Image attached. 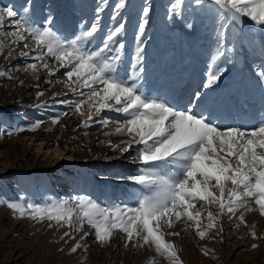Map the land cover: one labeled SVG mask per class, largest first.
I'll return each instance as SVG.
<instances>
[{"label": "rangeland", "instance_id": "374dc122", "mask_svg": "<svg viewBox=\"0 0 264 264\" xmlns=\"http://www.w3.org/2000/svg\"><path fill=\"white\" fill-rule=\"evenodd\" d=\"M115 2L109 0L102 14V26L113 23L111 15ZM173 2L126 0V7L116 21L126 25L120 37L125 43L121 69L131 72V57L137 43H141L143 72L140 83L149 95L159 96L177 110H184L189 106V99L199 91L210 100L212 113L222 117L229 126L255 122L257 115L263 117L264 82L259 72L264 70V28L248 18H243L239 24L228 21L223 45L232 51L213 60L218 47L217 26L207 0H204V8L196 0H182V14L175 17L168 12ZM9 5L16 10L27 7L33 19L39 22L46 19L49 8H54L55 27L63 36L73 38L83 24H90L94 19L97 0H0V6ZM144 6H150L151 11L141 34L142 40L138 41ZM10 22L6 18L0 29V40L6 44L0 50V70L7 73L0 76V139L9 141L2 147L0 159V174H7L0 178V199L24 196L27 200L43 202L48 198L69 199L83 195L101 205L131 204L138 186L123 177L134 174L140 167L133 159L137 146L133 145L125 153L113 149L112 145L127 140L124 135L104 136L105 132L114 130L115 123L108 127L96 122L84 124V116L76 114L67 103H61L80 99V90L72 92L62 82L64 69L52 76L42 69L25 71L26 65L33 61L20 56V51L29 50L23 48L22 43H7L14 39L3 35L14 31ZM103 34L102 31L97 41ZM28 43L31 48L33 42L29 40ZM17 48L9 55L11 49ZM47 59L51 63V58ZM12 61L17 64L16 69L8 71ZM218 69H224L220 79L205 88L209 72ZM27 78L35 84V94L28 101L30 110L21 119L22 115L15 117V111L22 108L13 102L12 96ZM124 78L127 79V75ZM83 110L87 112L86 104ZM238 111L240 120L236 123L233 116ZM58 115L59 122L53 124L52 119ZM105 116L123 122L122 114L114 111L101 113V117ZM101 117L94 116L93 121ZM37 120L41 121L40 126L34 131L27 130ZM17 127L25 128L26 133L13 132ZM55 148L60 150L57 155L53 152ZM10 177L15 178L16 186L9 184ZM200 207L198 203L197 208ZM209 210L214 214L218 211L215 206ZM249 212L238 207L235 218L243 213V222H253L264 231V217L253 218ZM229 218L227 213L221 215L216 228L210 229L203 239L196 235L189 222L181 220L166 229L179 235H166L165 239L175 245L182 264H242L245 261L264 264V239L257 238L260 234L254 228L255 238L249 235L251 231L247 236V232L238 234L243 227L241 221L228 223ZM48 223L47 220L14 216L6 204H0V264H169L150 245L133 248L135 240L126 245L125 234L119 231L101 244L95 238L94 229L87 224L76 232L67 225L55 223L49 228ZM66 231L70 232L69 237L63 235ZM85 232L89 235L80 242L75 253L71 252ZM252 244L257 247L252 248Z\"/></svg>", "mask_w": 264, "mask_h": 264}, {"label": "snow or ice", "instance_id": "6c2138e0", "mask_svg": "<svg viewBox=\"0 0 264 264\" xmlns=\"http://www.w3.org/2000/svg\"><path fill=\"white\" fill-rule=\"evenodd\" d=\"M196 2L202 8L206 7L204 0ZM207 2L217 26L218 47L213 60L232 51L223 45L228 21L239 24L243 18H248L264 28V0ZM181 3L182 0H174L168 9L169 15L180 16ZM108 5L109 0H97L94 19L90 24H83L73 38L63 36L55 27L54 8H49L46 19L39 22L33 19L27 7L16 10L12 5L0 6V29L7 18L14 29L3 33L6 37H14L7 43H22L23 48L29 49L19 53L33 61L26 65L25 71L42 69L52 76L64 69L65 80L62 82L72 92L80 90V99L61 103H67L76 114L84 116L82 123L96 122L104 127L115 123L114 130L105 132L104 136L127 135L128 139L112 145L113 149L125 153L133 145L137 146L133 159L140 167L134 174L123 177L138 186L136 196L131 204L101 205L83 195L69 199L48 198L43 202L18 196L11 200L0 199V204H6L14 216L47 220L49 228L55 223L79 232L87 224L94 229L95 238L101 244L119 231L125 234L126 245L133 240L136 241L133 248L150 245L169 264H182L175 245L165 239L166 235H179L166 231L176 222H189L196 235L203 239L210 229L216 228L221 215L231 216L249 201L254 202L255 210L264 216V117L254 123L229 126L213 115L210 100L199 91L189 99V106L184 110H177L159 96L146 93L140 83L143 44L136 45L130 62L131 72L121 69L125 43L120 37L126 25L116 21L126 7V0H116L111 15L113 23L102 26V14ZM150 11V6L142 8L138 41L142 40ZM102 31L104 34L97 41ZM29 40L33 42L31 48ZM5 46V41L0 40V50ZM17 50L11 49L9 55ZM47 58H51V63ZM223 71L209 72L205 88L216 84ZM6 74L0 70V76ZM259 77L264 82V70L259 72ZM85 104L86 113L83 110ZM112 111L122 114L123 122L101 117V113ZM94 116L101 118L93 121ZM51 122L58 123L59 115ZM40 123L35 121L27 130L34 131ZM24 130L17 127L13 132ZM198 203L202 207L197 208ZM213 206L218 209L216 214L209 210ZM252 210L245 207V211ZM238 219L243 222V213ZM63 235L69 237L70 232ZM88 235L85 232L70 251L75 253ZM249 235L256 237L254 231Z\"/></svg>", "mask_w": 264, "mask_h": 264}, {"label": "bare ground", "instance_id": "6f19581e", "mask_svg": "<svg viewBox=\"0 0 264 264\" xmlns=\"http://www.w3.org/2000/svg\"><path fill=\"white\" fill-rule=\"evenodd\" d=\"M11 23V22H10ZM71 28H74V25L73 24H71V26H70ZM13 62V61H12ZM254 63V62H253ZM253 63H251V64H249V66H252V64ZM256 64V63H255ZM25 65V64H24ZM16 66H17V64H15L14 65V62L12 63V66H11V63H9V65H8V71H11V70H14V69H16ZM26 68V67H25ZM18 69V68H17ZM35 84L33 83V81L32 80H29L28 78H27V80L24 82V84H23V87H21L20 88V90H18L17 92H14L13 93V96H12V99H13V102L15 103V104H18L22 109L19 111V110H17V111H15V117H18V116H21V119H22V117H23V114H25V113H27L29 110H30V108H31V106L28 104V101H29V98L31 97V96H33L35 93ZM212 108V107H211ZM249 110V109H248ZM259 112H261V111H259ZM258 113V112H257ZM264 113V111H262L261 112V115ZM251 114V113H250ZM249 114V115H250ZM260 114V113H259ZM213 115H215L216 116V114H214L213 113ZM264 115V114H263ZM259 116L260 115H257V117L259 118ZM218 117V116H217ZM234 121L236 120V123H238V121L240 120V117H239V111L236 113V114H234ZM249 117V116H248ZM248 117H246L247 119H248ZM261 117V116H260ZM264 117V116H263ZM219 118L222 120V117H220L219 116ZM253 119H254V117H252ZM251 118V119H252ZM256 118V117H255ZM258 118H257V120H258ZM252 123H254V121H251ZM231 123H233L232 122V120H231ZM26 133V131L24 130V131H21L20 132V135H22V134H25ZM24 136V135H23ZM124 139H128V137H127V135H124ZM6 144H9V141L8 140H2V139H0V159H1V156H2V152H3V150H2V147L3 146H5ZM53 152H54V154L55 155H57V154H59L60 153V150L58 149V148H55L54 150H53ZM7 174H0V178H2V177H4V176H6ZM9 181H10V183L9 184H11V185H13V187L14 186H16V180H15V178L14 177H10L9 178ZM6 187V186H5ZM7 189H8V187H6ZM8 192V191H7ZM245 207H247V208H252L253 210L252 211H250L249 212V214H250V216L251 217H253V218H257V217H264V216H261L260 214H259V212L257 211V210H255V208H256V206H255V204H254V202H252V201H249L248 203H247V205L245 206ZM245 207H242V208H244L245 209ZM227 216L229 217V215L227 214ZM235 216H237L236 214H232V216H230V218H229V221H228V223H231V222H233L234 221V224H237L238 223V221L240 222V220H238V218H235ZM241 225L243 226V227H241V229H239L238 230V234H243V235H245L246 234V232H247V234H246V236L248 235V233L250 232V231H252V228H254L256 231L255 232H257V234L259 233L260 234V236L258 237L257 236V238H259L260 240L261 239H264V231L262 230L263 228H260L258 225H255L254 226V223L253 222H246V221H244V222H241ZM246 225V226H245ZM243 232H242V231ZM247 239H249V238H247ZM259 239H257V240H255L256 242H258L259 243ZM262 244V243H261ZM242 264H252V263H249V262H247V261H245V262H242Z\"/></svg>", "mask_w": 264, "mask_h": 264}]
</instances>
